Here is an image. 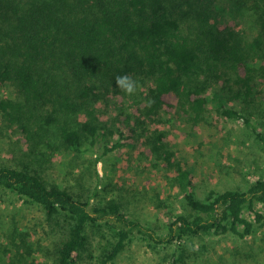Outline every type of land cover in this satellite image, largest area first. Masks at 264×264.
Here are the masks:
<instances>
[{
	"label": "trees",
	"instance_id": "trees-1",
	"mask_svg": "<svg viewBox=\"0 0 264 264\" xmlns=\"http://www.w3.org/2000/svg\"><path fill=\"white\" fill-rule=\"evenodd\" d=\"M249 1L244 21L227 19L217 0H0V128L17 137L21 154L0 163V191L62 231L51 258L37 259L26 218L7 234L14 253L0 264H115L134 243L157 264H198L208 254L203 264H264V172L199 195L167 118L181 113L195 129L213 111L264 154V0L232 7ZM117 76L134 81V91L117 86ZM108 96L125 105L113 120ZM134 141L173 196L123 181L122 194L106 197L98 185L87 194L46 177L65 169L62 155L86 153L99 177L98 164ZM145 205L165 221L142 220Z\"/></svg>",
	"mask_w": 264,
	"mask_h": 264
},
{
	"label": "rangeland",
	"instance_id": "rangeland-1",
	"mask_svg": "<svg viewBox=\"0 0 264 264\" xmlns=\"http://www.w3.org/2000/svg\"><path fill=\"white\" fill-rule=\"evenodd\" d=\"M217 2L224 6V15L227 19L236 17L244 21L251 19L253 10L250 9V1L238 11L232 7L234 0H217ZM244 25L247 26V23ZM1 93L0 91V96ZM120 101L122 102L120 97H107L106 118L113 120L125 107ZM167 118L170 122L168 129L172 133V145L178 157L184 164L195 166V177L200 188L197 191L199 195L204 190L244 186L264 172V154L254 139L243 133L244 130L239 128L238 123L226 121L213 111L208 117V124L202 123L195 129H191L187 117L181 113L177 116L173 111ZM224 135H227V138L220 141L219 138ZM16 140L15 135L6 134L0 128V163L12 164L13 156L20 157L19 146L14 143ZM115 155L117 159L106 158L109 161H104L101 165L98 164L99 177H97L94 169V154L86 153L80 158H75L72 154L68 156L65 154L61 156L65 169L55 171V173L46 172V177L62 187L81 189L87 194H91L98 185V189L105 188L108 190L107 193L99 192L106 197L113 193L122 194L121 188L123 191L126 189V186L121 184L123 181H130L129 186L132 182L140 181L143 183L146 181L149 183L146 184L147 191L161 193L163 197L173 196L163 186L161 173L150 168L145 150L140 143L134 141L132 145L123 146L116 151ZM66 170H72L75 174V176L72 175L74 178L67 174ZM221 170L222 173H220ZM77 174L80 176H76ZM170 200L173 202L171 208L179 210V202L173 201L172 198ZM147 206L145 205L139 210V216L142 220L150 225L165 221L163 214L154 210L149 212L150 209L147 210ZM26 218L31 220L27 224L30 240L36 242L39 250L38 254L36 253L37 255L34 256L37 259L51 258L50 245L60 237L61 229L44 222L42 213L36 209L32 207L23 208L20 200L0 191V262L1 258L11 256L14 253V249L12 250L11 246L8 245L7 234L14 235L16 232L14 229L22 228L23 223L27 222ZM220 244L217 247L219 250L225 242ZM210 256L212 255L201 256L197 263L203 264L202 258L207 262V258ZM156 261L150 258L148 250L142 244L134 243L123 252L115 264H157ZM262 261L263 259H260V262Z\"/></svg>",
	"mask_w": 264,
	"mask_h": 264
},
{
	"label": "clouds",
	"instance_id": "clouds-1",
	"mask_svg": "<svg viewBox=\"0 0 264 264\" xmlns=\"http://www.w3.org/2000/svg\"><path fill=\"white\" fill-rule=\"evenodd\" d=\"M116 84L119 86L121 89L128 93H132L135 88V82L132 81L129 77L127 76H117L116 77Z\"/></svg>",
	"mask_w": 264,
	"mask_h": 264
}]
</instances>
